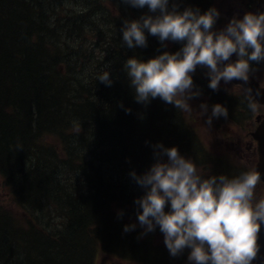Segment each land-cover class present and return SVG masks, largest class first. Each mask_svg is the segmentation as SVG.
Masks as SVG:
<instances>
[{
	"label": "trees",
	"instance_id": "16d2710c",
	"mask_svg": "<svg viewBox=\"0 0 264 264\" xmlns=\"http://www.w3.org/2000/svg\"><path fill=\"white\" fill-rule=\"evenodd\" d=\"M82 3L90 6L73 12L79 19L71 22L68 14L64 17L67 10L59 0H0V176L21 208L33 214L50 208L69 218H63L64 228L55 231L68 233L59 240L61 250L41 264H61L63 250L68 252L69 248L70 264L71 260L74 264H96L100 254L111 252L139 264H186L189 252L172 256L164 240L155 246L147 237L140 241L136 232H125L129 224L142 228L135 204L141 196L119 197L131 172L141 175L155 162L156 141L150 130L153 127L155 132L164 124L160 98L138 103L124 70L130 57L146 61L161 54L156 49L157 39L149 36L147 47L130 49L119 38L125 19L154 14L140 8L141 16L133 14V8L110 11L106 0ZM188 6L204 12L213 5L209 0L182 6L181 10ZM70 35L77 38V46L68 41ZM111 36L106 50L92 53L80 69L72 66L78 60L72 53L74 47L82 49L92 40L98 45ZM179 47L176 43L167 51L175 52ZM79 58L86 60V55ZM105 72L112 80L110 86L98 80ZM71 93L80 97L67 103L66 96ZM177 114L182 119L178 109ZM155 118L158 120H152ZM182 125L197 132L191 125ZM165 126L170 134L162 144L168 146L173 139L170 135L175 136L177 130L170 121ZM116 203L124 209L120 217L115 215ZM5 209L0 204V231L4 234L7 226L2 223L15 222ZM30 231L40 235L54 232L34 222ZM158 231L159 227L151 239ZM99 237H106L102 239L104 250L93 259L90 245ZM85 239L89 240L83 247L80 243ZM32 252L20 258L30 263ZM163 252L167 258H161Z\"/></svg>",
	"mask_w": 264,
	"mask_h": 264
},
{
	"label": "clouds",
	"instance_id": "9594fccd",
	"mask_svg": "<svg viewBox=\"0 0 264 264\" xmlns=\"http://www.w3.org/2000/svg\"><path fill=\"white\" fill-rule=\"evenodd\" d=\"M122 2L136 8L147 6L154 14L125 19L121 27L123 45L130 49L147 47L145 30L164 48L169 41L182 45L175 52L165 50L146 61L138 57L125 61L124 70L138 103L147 104L159 97L180 111L191 112L189 101L200 95L192 78L198 66L207 69L208 86L217 91L221 80L247 82L253 71L250 62L264 61V12L234 16L216 31L220 13L215 7L201 12L191 6L180 10L176 0L171 7L170 0ZM233 54L235 61L231 60ZM98 80L108 86L112 83L109 72ZM247 91L252 96L251 90ZM249 107L257 110L255 103L250 102ZM200 108L201 115L207 113L206 104ZM221 116L227 118V109L215 104L206 123L211 126L213 118ZM153 148L155 162L151 167L141 175L131 172L145 189L135 200L144 232H153L158 226L170 254L177 256L190 249L188 260L193 264H252L259 253L258 236L264 224V197L255 195L259 172L205 175L176 146L157 143ZM135 227L125 225L124 231Z\"/></svg>",
	"mask_w": 264,
	"mask_h": 264
},
{
	"label": "bare ground",
	"instance_id": "6f19581e",
	"mask_svg": "<svg viewBox=\"0 0 264 264\" xmlns=\"http://www.w3.org/2000/svg\"><path fill=\"white\" fill-rule=\"evenodd\" d=\"M50 1H55V0H50ZM61 1V3H63V8L66 9L67 11L64 14V17L68 14V16H70L71 18H73L72 20H70L71 22H76L79 18H76L75 14H72L73 12H76L78 8L83 7V6H88L87 3L83 4L82 0L81 1H74V0H59ZM209 0H176L177 3H179L180 5V10L182 9V6H186V5H192V4H199V3H207ZM215 1L216 0H211L212 3V7H215ZM173 2V0H171L169 6L171 7V3ZM241 2L243 3L245 9H247V11H254V13H260V12H264V0H241ZM90 6V4H89ZM88 6V7H89ZM105 7L112 11V10H123L126 9L130 10L131 8H133V14L136 15H140L141 13L139 11V8H134L133 6L130 5H125L122 0H117L116 2L110 1V0H106V4ZM103 7L97 8L98 12L100 13V10ZM143 11H147L148 13L149 10L147 8V6H145L144 8H140ZM49 15H52L49 14ZM53 16V15H52ZM61 16V15H60ZM53 20V19H52ZM85 26L87 27V33H89L90 29L89 27L85 24ZM71 28V26L69 27ZM68 28V29H69ZM147 34V38L151 35ZM121 36H119V38L122 40V32L120 34ZM64 37V36H63ZM152 37V36H151ZM70 39H68V41L70 43H76V39L73 38V35H70L69 37ZM111 37H108L106 40H103L100 44L96 45L92 40L90 41L89 44H87L86 46H84L82 49H77V47H74L73 50V55L76 60L77 63H73V67H75L76 69H80L82 66L86 65L87 62V58L95 52H99V51H103L106 50L108 47L109 42L111 41ZM157 40L156 42V49L160 50V52L162 53L163 51L167 50V48L173 44H176L174 42H167V47L164 48L161 46L160 41L158 40L157 37H155ZM120 43V42H117ZM180 44V43H178ZM76 46V45H75ZM180 47L181 44H180ZM179 47V48H180ZM81 54H85L86 55V60L83 58H79V56ZM237 59L236 55L233 54V56L231 57L232 61H235ZM207 69L206 68H201V67H197L195 73L193 74V78H194V85L196 88H198L200 90V95L197 98H194V100L198 99L199 102L206 104L208 107V111L207 114L204 116V120H203V126L202 129L199 130L198 127L193 126L191 123H193L192 120H188V115L186 112L180 111V113L183 115L182 119L179 118V114H177V109L173 104H168L165 103L162 99L159 100V103L161 106L164 107V111H163V121L164 124L159 127L155 132H152V128L150 130L151 135L153 136V138H155L156 144L157 143H163L164 139L166 138V136H168L169 133V129L168 127L165 126V123H167L168 121H170L173 125L176 126V130L177 133L175 132V136L174 135H170L173 137V139L171 140V144L170 145H166L165 147H172V146H176L179 150V152L181 153V155L183 156H187L190 155L192 158H190L197 167L199 166H207V164H209L210 162H214L215 166L219 169V168H224L226 170L228 169H233L231 163L229 164L228 160L226 158H220L214 154H211V148L209 149L208 147H206L203 143H202V139H201V133H205V128L209 127V125L206 123L208 116L211 115V109L212 106L215 104H221L222 106L226 107L227 112H228V116L225 119L223 116H221L219 119L213 118L212 120V124L211 127H215L216 129L220 130V128L222 127V124H234L235 126H239V127H245L243 126L244 124L248 123V117L246 116V113L249 112L251 109L249 107V103H259L260 106H262L263 104L259 101V99L257 98V95L255 92L251 91V95L249 96L248 91L247 90H251L247 87H245V85L243 83H237L235 80L231 81L234 85L238 86L241 88L240 92H237V94L231 95L228 92V88L225 86L224 83H222V80L220 82V87L219 90L214 91L211 88H209V77L206 75ZM257 81V80H256ZM258 82V81H257ZM260 87H264V85H262V83L258 82ZM67 103L70 102H74L76 101L80 95L78 93H71L69 94V96H66ZM252 111V110H251ZM195 118V117H194ZM197 120V118H195ZM264 119V118H263ZM261 119V120H263ZM152 120H158V118L152 119ZM172 120V121H171ZM258 121L256 120L255 122H257V127H255V130L259 127V125L263 122V121ZM184 124H188L191 125L192 127H195L197 129V132H189L186 127L184 125H182V123ZM255 130L251 131V133L255 132ZM144 132V131H143ZM222 134H229L227 129H223L221 130ZM230 135V134H229ZM171 137V138H172ZM195 140L199 143V147L197 146ZM256 150L255 152H257V155H259V146L258 142H256ZM255 149V148H254ZM183 150V151H182ZM193 151L194 154L192 155L190 152ZM164 159H167V157H164ZM126 188L122 189V191L120 192L119 197L121 196L123 200H127L131 197V195L133 193H136L137 195L143 196L145 193V189H143L142 187H140L135 180L132 178V176H130V178H128V182L126 183ZM135 188H140V189H135ZM122 199H120L122 201ZM123 204V201H122ZM121 203H116L114 204L113 208L115 211V215L116 216H121L119 215L120 212H124V209H122L120 205H122ZM119 207H118V206ZM22 212H24L25 216H27V223L28 225L31 226V222H34L35 224H37L39 222V218L40 217H47V216H51V214H48V212H43L40 211L42 213H35L33 214V212H31L30 210H26L22 208ZM40 214V215H39ZM64 220L67 221L69 218L67 216H64ZM32 218V220L29 221V219ZM124 223V221H123ZM3 225H5V227L7 226V232L6 234H4V232L0 231V240L3 239V248L0 247V254H1V259H0V264H36L34 263V258L31 259L30 263H25V261L21 260V256L23 254H25L26 252L30 251L31 249H35L38 252V256L41 257V259L43 258V261H48L49 260V256H51L54 252H57L56 250H61L60 246L58 245L60 242L59 240L64 238V236L68 235V233L64 232V233H58V232H52V233H48V234H38L35 232H31L30 231V227L28 230H26L24 227L21 229V233L18 232L17 230V225L15 224L14 221H10V220H6L5 222L2 223ZM41 225V227L43 229V223H38ZM62 228V227H61ZM158 228V226H157ZM156 228V229H157ZM155 229V231H156ZM36 230H38L36 228ZM47 230V229H45ZM49 231V230H48ZM148 232L145 233L144 229H137L134 228L131 231H128L129 234H133L134 232H136V234L139 236L140 241H144L147 237V241L150 243V239L153 236L154 232ZM30 232V233H29ZM51 232V231H50ZM158 232H161L160 230ZM156 232V233H158ZM24 233H28V234H24ZM156 235V234H155ZM105 239L106 237H99L96 238L95 240V245H90L92 247H90V251L91 254L93 255V259L98 257L99 252H101V250H104V246L102 243V239ZM89 240V239H87ZM87 240L85 239L83 241V243H80L83 245V247L87 246ZM108 240V238H107ZM3 251V252H2ZM70 248L67 252V250H63V254L61 255L62 260H59V262L61 264H70ZM190 252V249H185L184 250V256ZM189 254V253H188ZM188 254H187V258H188ZM80 255L82 256V254L80 253ZM167 254L165 252L162 253L161 258H167ZM178 256V255H177ZM181 258V257H180ZM60 259V256L59 258ZM38 263V262H37ZM74 261L71 260V264H73ZM41 264V263H39Z\"/></svg>",
	"mask_w": 264,
	"mask_h": 264
},
{
	"label": "rangeland",
	"instance_id": "374dc122",
	"mask_svg": "<svg viewBox=\"0 0 264 264\" xmlns=\"http://www.w3.org/2000/svg\"><path fill=\"white\" fill-rule=\"evenodd\" d=\"M171 1V0H170ZM215 8L219 11L220 15L217 19V22L214 26L216 31L222 30L230 20L236 16L237 18H242L243 13L247 10L245 9L241 0H216L215 1ZM74 46H77V43H72ZM182 46V45H181ZM253 71L251 73H255L258 76L262 84H264V61L259 63L257 62H250ZM222 83L228 88V92L231 95L237 94L240 92L241 88L234 85L232 82L225 83L222 80ZM189 104L192 107L191 112H186L188 115V120H192L191 123L193 126L198 127L199 130L202 129L204 115H201V108L200 105L203 104L198 101V99L190 100ZM257 110L255 112L249 111L246 113L248 117V123L244 124L245 127L235 126L234 124H222L220 130L216 129L215 127H207L205 128V133H201L202 143L211 148L210 153L214 154L220 158H226L231 163L232 169H224V168H217L214 162H210L207 166H199L197 167L200 169L205 175H220L225 174L228 176H235L243 171H255V164L258 159L256 150V143L254 142L253 136L251 135V131L255 130L257 125L256 117L258 114L264 115V108L260 106L259 103H256ZM197 118V120L195 118ZM227 129L229 134H222L221 130ZM249 144L252 145V148L248 147ZM255 148V149H253ZM186 158H192L190 155H187ZM140 189V188H135ZM144 189V188H143ZM255 195L257 198L264 197V184L262 180L258 183ZM0 204L6 208L5 210L11 213L14 216L15 222L18 224V232L21 233V229L24 227L26 230L29 229L30 225L27 223V216H25L24 212H22V208L18 203H16L11 190L6 185L5 180L0 176ZM43 212H48L51 216H47L45 218L40 217L38 223H43L45 229L49 231H58L62 230L61 227L64 228L65 221L63 218L58 215L56 211L53 209H44ZM42 213V212H40ZM40 215V214H39ZM37 223V224H38ZM39 229V227H36ZM155 236V235H154ZM1 237V236H0ZM164 240V235L162 232L156 234V237L151 239L153 244L160 245ZM151 244V243H150ZM34 254L31 258H34V263H42L43 258L39 257L37 254V250L32 249ZM22 260V259H21ZM23 261V260H22ZM74 264V263H73ZM96 264H139L138 262L134 261H126L118 258V254H100ZM186 264H193L187 260Z\"/></svg>",
	"mask_w": 264,
	"mask_h": 264
},
{
	"label": "water",
	"instance_id": "95a60500",
	"mask_svg": "<svg viewBox=\"0 0 264 264\" xmlns=\"http://www.w3.org/2000/svg\"><path fill=\"white\" fill-rule=\"evenodd\" d=\"M237 83H243L245 87L251 89L255 92L259 101L264 105V87H260L258 82L253 79V81L244 82L242 80H235ZM259 127L253 133V137L258 141L259 146V160L256 163V171L259 172L262 181L264 182V119ZM259 253L252 264H264V224L261 225L259 236Z\"/></svg>",
	"mask_w": 264,
	"mask_h": 264
},
{
	"label": "flooded vegetation",
	"instance_id": "af4514ba",
	"mask_svg": "<svg viewBox=\"0 0 264 264\" xmlns=\"http://www.w3.org/2000/svg\"><path fill=\"white\" fill-rule=\"evenodd\" d=\"M246 12H253V13H254V11H252V10H250V11H247V10H246V11L243 13V15H244ZM242 17H243V16H242ZM253 78H255L258 82L262 83V82L260 81L261 79H259L258 76H256L254 72H253V73L250 72L249 79H253ZM262 85H264V84H262ZM262 107L264 108V106H262ZM263 118H264V115H263V114H258L257 117H256V120L260 121V120L263 119ZM256 127H257V125H256ZM250 133H251V132H250ZM252 134H253V132L251 133V135H252ZM254 142L256 143V140H254ZM248 147L252 148V145L249 144ZM253 149H254V148H253Z\"/></svg>",
	"mask_w": 264,
	"mask_h": 264
}]
</instances>
